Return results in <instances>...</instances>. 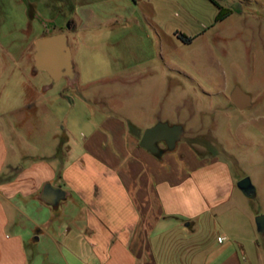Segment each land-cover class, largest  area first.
<instances>
[{
    "label": "crops",
    "instance_id": "obj_1",
    "mask_svg": "<svg viewBox=\"0 0 264 264\" xmlns=\"http://www.w3.org/2000/svg\"><path fill=\"white\" fill-rule=\"evenodd\" d=\"M53 1L33 4L71 15L73 40L84 31L158 28L190 16L186 0ZM206 1L217 8L214 22L193 18V27L184 17L174 30L220 29L234 14L228 0ZM219 7L229 14L217 21ZM61 31L37 36L34 50L38 39ZM22 55L31 74L41 72L35 51ZM95 100L93 117L82 123L87 130L50 156L18 149L16 137L0 130V264H264V241L227 161L201 158L182 141L158 157L140 142L161 116L141 129ZM48 184L64 192L57 205L42 199Z\"/></svg>",
    "mask_w": 264,
    "mask_h": 264
},
{
    "label": "rangeland",
    "instance_id": "obj_2",
    "mask_svg": "<svg viewBox=\"0 0 264 264\" xmlns=\"http://www.w3.org/2000/svg\"><path fill=\"white\" fill-rule=\"evenodd\" d=\"M33 1L0 0V130L16 137L14 146L52 155L59 142L87 130L82 123L93 117L95 99L141 129L161 116L160 122L184 126L181 141L201 158L227 161L236 184L250 177L257 196L237 191L255 221L264 215V0H224L235 11L221 30H174L184 17H192L193 27L199 26L193 18L215 20V5L186 0L190 16L182 14L173 25L116 26L84 31L77 40L71 15L54 8L46 13ZM63 28L78 78L54 83L44 71L31 74L22 54L33 56L37 36ZM236 86L252 96L253 107L242 111L232 104Z\"/></svg>",
    "mask_w": 264,
    "mask_h": 264
},
{
    "label": "water",
    "instance_id": "obj_3",
    "mask_svg": "<svg viewBox=\"0 0 264 264\" xmlns=\"http://www.w3.org/2000/svg\"><path fill=\"white\" fill-rule=\"evenodd\" d=\"M35 68L38 71H45L54 83L64 79H75L73 54L66 33L44 36L36 41ZM231 101L240 110L252 106L251 95L244 92L240 86L233 89ZM184 134L185 128L181 124L170 125L167 122H159L144 131L140 145L152 154L162 157L165 151L160 150L158 143L164 141L167 151H174ZM237 186L245 196L249 198L257 196V189L250 177L240 180ZM63 196L64 192L61 189L48 184L45 186L42 199L52 205H57ZM256 224L258 231L264 234V215L257 217Z\"/></svg>",
    "mask_w": 264,
    "mask_h": 264
},
{
    "label": "trees",
    "instance_id": "obj_4",
    "mask_svg": "<svg viewBox=\"0 0 264 264\" xmlns=\"http://www.w3.org/2000/svg\"><path fill=\"white\" fill-rule=\"evenodd\" d=\"M215 4H217V3L215 2ZM219 8H220V11H219V14H218V17H217V21L225 19L226 16L229 14V10H227L225 8H222V7H219Z\"/></svg>",
    "mask_w": 264,
    "mask_h": 264
},
{
    "label": "flooded vegetation",
    "instance_id": "obj_5",
    "mask_svg": "<svg viewBox=\"0 0 264 264\" xmlns=\"http://www.w3.org/2000/svg\"><path fill=\"white\" fill-rule=\"evenodd\" d=\"M31 26V25H30ZM69 29H71V26H69ZM62 33L63 32H66V29H62V31H61ZM77 78V75H76V77H75V79ZM75 79H73V80H75ZM69 80V79H68ZM160 122V121H159ZM158 122V123H159ZM156 125V124H155ZM146 130V129H145ZM183 138V137H182ZM158 146H159V148H160V150H164L165 151V154L167 153V152H169V151H167V145H166V143L163 141V142H160V143H158ZM156 156H158V155H156Z\"/></svg>",
    "mask_w": 264,
    "mask_h": 264
}]
</instances>
